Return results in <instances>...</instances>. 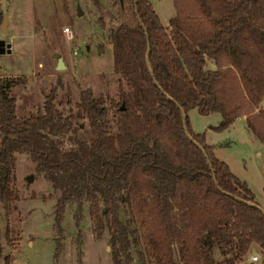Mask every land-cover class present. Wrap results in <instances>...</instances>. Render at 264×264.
<instances>
[{
    "label": "trees",
    "instance_id": "16d2710c",
    "mask_svg": "<svg viewBox=\"0 0 264 264\" xmlns=\"http://www.w3.org/2000/svg\"><path fill=\"white\" fill-rule=\"evenodd\" d=\"M173 5L177 14L164 27L150 0L116 1L120 21L110 34L113 63L128 89H119L118 102L90 88L80 92L78 107L90 142L77 139L78 126L58 111L52 90L44 95L42 110L19 119L10 91L25 77L0 78V196L17 200L10 188V163L16 151L25 150L61 190L60 216L66 204L84 198L96 206L98 195L104 207L98 212L96 206L95 215L108 222L112 244L126 251L128 235L117 215L116 195L130 188L129 175L139 171L148 180L146 190L160 222L153 240L159 264H175L173 246L181 264H214V245L227 255L225 263L238 264L253 246L264 256V213L204 134L191 129L187 111L219 113L215 130L245 116L246 127L264 145V110L259 108L264 0H173ZM222 59L241 82L240 98ZM208 61L218 69H208ZM111 110L117 136L109 128ZM71 133L73 146L65 148L62 138Z\"/></svg>",
    "mask_w": 264,
    "mask_h": 264
},
{
    "label": "rangeland",
    "instance_id": "374dc122",
    "mask_svg": "<svg viewBox=\"0 0 264 264\" xmlns=\"http://www.w3.org/2000/svg\"><path fill=\"white\" fill-rule=\"evenodd\" d=\"M117 0H0V25L7 16L0 39L10 43V53L0 55V78H22L11 88L17 100L19 119L43 109L44 95L51 90L55 106L64 118L78 126L77 139L90 142L87 119L79 109L80 92L90 88L95 95L119 101V89H128L127 80L114 70L110 34L119 24ZM164 27L177 11L173 0H150ZM67 28L70 34L64 29ZM59 54L66 66L58 70ZM235 95L240 98L241 82L228 62L221 60ZM207 68L218 69L208 61ZM230 70V71H229ZM264 110V100L259 104ZM191 129L204 134L216 157L226 162L233 175L244 181L264 210V145L250 132L245 116L238 117L224 130H215L219 113L201 115L196 108L187 111ZM109 128L118 135L109 113ZM71 134L63 136L65 148L72 145ZM117 146L119 143H116ZM10 185L17 200L0 196V264H159L153 240L160 222L152 208L147 178L139 171L129 175V187L116 195L117 215L128 235V249L112 244L113 232L104 217H96L104 207L97 195L92 200L66 204L60 216L61 190L55 189L46 172L38 171L29 152L16 151L10 163ZM31 178V180H29ZM176 210L174 213L176 214ZM173 261L181 264L177 247ZM248 256V257H247ZM244 264H263L257 247ZM253 256L258 257L252 262ZM214 264H227V255L214 245Z\"/></svg>",
    "mask_w": 264,
    "mask_h": 264
},
{
    "label": "water",
    "instance_id": "95a60500",
    "mask_svg": "<svg viewBox=\"0 0 264 264\" xmlns=\"http://www.w3.org/2000/svg\"><path fill=\"white\" fill-rule=\"evenodd\" d=\"M6 24H7V16H4L3 17V20H2V23L0 25V31L1 33L4 32L6 30ZM10 53L11 52V49H10V43H6L4 41V39H0V55H2L3 53ZM56 57H57V69L58 70H62L64 69L66 66L63 64V61L61 59V57L59 56V54H56ZM184 119H185V116H184ZM185 122V120H184ZM200 147V146H199ZM201 149V147H200ZM29 180H31V178H29ZM259 209H261L264 213V210L260 207Z\"/></svg>",
    "mask_w": 264,
    "mask_h": 264
},
{
    "label": "built area",
    "instance_id": "2783aa9c",
    "mask_svg": "<svg viewBox=\"0 0 264 264\" xmlns=\"http://www.w3.org/2000/svg\"><path fill=\"white\" fill-rule=\"evenodd\" d=\"M64 31H65L67 34H70V31H69L67 28H65ZM251 259H252V261H258V257H256V256H253Z\"/></svg>",
    "mask_w": 264,
    "mask_h": 264
},
{
    "label": "crops",
    "instance_id": "0c3cea01",
    "mask_svg": "<svg viewBox=\"0 0 264 264\" xmlns=\"http://www.w3.org/2000/svg\"><path fill=\"white\" fill-rule=\"evenodd\" d=\"M5 53H6V52H5ZM255 200H256V199H255ZM256 202H257V200H256ZM257 203H258V202H257ZM258 204H259V203H258ZM255 248H257V246H253V248L250 250V252H251L253 249H255ZM250 252H249V253H250ZM249 253H248V254H249ZM247 257H248V256H247ZM247 257H246V258H247ZM246 258H245V259H246ZM245 259H244L243 261H241L240 263H238V264H244V263H245V262H244ZM251 261H252V259H251ZM252 262H257V261H252Z\"/></svg>",
    "mask_w": 264,
    "mask_h": 264
}]
</instances>
